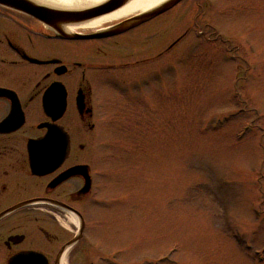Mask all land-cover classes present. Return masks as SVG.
<instances>
[{
    "label": "rangeland",
    "instance_id": "rangeland-1",
    "mask_svg": "<svg viewBox=\"0 0 264 264\" xmlns=\"http://www.w3.org/2000/svg\"><path fill=\"white\" fill-rule=\"evenodd\" d=\"M171 10L131 52L154 60L106 69L94 95L98 201L72 260L264 264V0Z\"/></svg>",
    "mask_w": 264,
    "mask_h": 264
},
{
    "label": "flooded vegetation",
    "instance_id": "flooded-vegetation-1",
    "mask_svg": "<svg viewBox=\"0 0 264 264\" xmlns=\"http://www.w3.org/2000/svg\"><path fill=\"white\" fill-rule=\"evenodd\" d=\"M169 12L100 37L123 19L86 28L84 22L46 23L0 5V264L32 252L47 264L87 260L83 251L72 257L85 237L87 208L98 201L88 144L99 123L94 95L106 83V69L154 60L131 52L146 44L147 25H170L154 22ZM48 25H61L63 34ZM125 59L134 62L112 63ZM35 163L42 164L36 171Z\"/></svg>",
    "mask_w": 264,
    "mask_h": 264
},
{
    "label": "water",
    "instance_id": "water-1",
    "mask_svg": "<svg viewBox=\"0 0 264 264\" xmlns=\"http://www.w3.org/2000/svg\"><path fill=\"white\" fill-rule=\"evenodd\" d=\"M132 0H107L101 4L95 5L93 7H88L84 9H65L60 7H54L48 4L41 3L37 0H0V5L6 6L10 9L31 15L40 21L46 23H54V22H88L90 20L96 19L98 17L113 13L124 6H126ZM183 0H166L160 5L144 12L137 13L132 15L126 19H123L120 25L113 27L110 30H107L103 34H99L97 36H110L113 34H120L130 29L139 26L142 23L148 22L168 11L173 9ZM49 27L56 30L58 33H62L61 25H48ZM69 37H73L72 35H65ZM53 129H57V127H53ZM59 129H57L58 132ZM52 132L48 134L46 140H49ZM37 159V158H36ZM42 166L41 163H35L33 165L34 170H38ZM46 168H52L51 165L47 164ZM82 169V167L75 168L71 170L73 173ZM82 230V226H81ZM82 232V231H81ZM79 238L74 239L70 242L65 248L72 247ZM10 264H47V261L43 258L41 254L38 253H27L18 256L14 262L12 261Z\"/></svg>",
    "mask_w": 264,
    "mask_h": 264
},
{
    "label": "bare ground",
    "instance_id": "bare-ground-1",
    "mask_svg": "<svg viewBox=\"0 0 264 264\" xmlns=\"http://www.w3.org/2000/svg\"><path fill=\"white\" fill-rule=\"evenodd\" d=\"M41 3L65 9H84L101 4L107 0H37ZM166 0H132L123 8L83 23L86 28H100L140 12L148 11Z\"/></svg>",
    "mask_w": 264,
    "mask_h": 264
}]
</instances>
